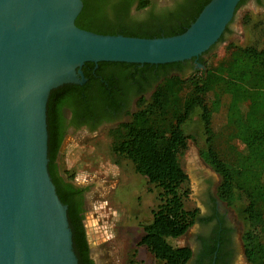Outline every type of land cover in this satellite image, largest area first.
<instances>
[{
    "label": "trees",
    "instance_id": "trees-1",
    "mask_svg": "<svg viewBox=\"0 0 264 264\" xmlns=\"http://www.w3.org/2000/svg\"><path fill=\"white\" fill-rule=\"evenodd\" d=\"M135 1L143 7L152 0H83L75 23L100 34H117L122 30L123 35L160 36L136 35L137 30L126 26L125 18ZM210 1L175 0L173 11L168 14L176 17L188 11L182 19L186 27L178 30L179 24H165V35L183 32ZM165 12L161 11L160 16ZM242 25L248 32L249 43L242 46L229 41L225 45V55L220 60L223 77L199 69L188 76L166 77L148 99L139 102L129 121L108 132L111 152L119 159L131 160L135 172L145 180L148 192H155L157 196L150 220L141 222L142 234L137 243L157 264H185L191 255L188 246L171 242L193 225L199 211L195 206L185 205L190 189L182 159L190 140L198 145L203 162L218 174L219 198L228 205L243 203L245 227L241 240L245 259L250 264H264V161L262 166L242 164L253 154L258 159L257 148L264 149V93L254 103L251 95L242 89L247 82H264V14L244 12ZM212 59L213 55L205 61L208 71L212 68ZM181 62L143 64L169 68ZM193 115H198L201 121L198 135L186 129ZM250 116L262 124L251 125ZM58 181L56 176L58 194L68 205L79 264H94L78 210L83 191L69 189L70 184L68 189L61 187ZM134 261L131 258L129 264Z\"/></svg>",
    "mask_w": 264,
    "mask_h": 264
},
{
    "label": "water",
    "instance_id": "water-1",
    "mask_svg": "<svg viewBox=\"0 0 264 264\" xmlns=\"http://www.w3.org/2000/svg\"><path fill=\"white\" fill-rule=\"evenodd\" d=\"M240 1L211 0L183 32L140 37L77 26L82 0H0V264H79L68 206L47 171L49 89L86 61L207 59ZM90 258L99 264L92 246Z\"/></svg>",
    "mask_w": 264,
    "mask_h": 264
},
{
    "label": "flooded vegetation",
    "instance_id": "flooded-vegetation-1",
    "mask_svg": "<svg viewBox=\"0 0 264 264\" xmlns=\"http://www.w3.org/2000/svg\"><path fill=\"white\" fill-rule=\"evenodd\" d=\"M245 1L247 0L241 5H244ZM253 1L263 8V11L257 14L263 15L264 0ZM174 2L158 6L152 0L140 7L139 2L135 1L130 6L124 22L130 29L137 30V33H134L136 35H165V24H179L181 27L178 30L183 29L186 25L182 24V19L188 15V11H183L176 17L168 14L173 11ZM161 11L167 12L160 16ZM231 23L218 43L227 41L229 34L233 33ZM154 28L156 30H153ZM122 32L118 31L117 34H123ZM205 61L204 54L183 60L169 68L132 62L126 64L115 61H86L71 69V79L49 89L45 105L47 171L57 193L56 176L61 187L68 189L70 184L72 188L69 189L81 188L83 191L80 193L83 200L78 210L89 244V256L92 244L91 234L85 223V187L69 179L61 168L60 159L64 145L75 135H103L129 121L139 102L148 99L166 77L188 76L197 70L198 63L205 65ZM217 184L214 186L210 180L207 187L201 191V206H195L199 210L195 222L183 234L187 237V244L184 245L191 249L190 258L185 264L246 263L241 240L242 231L233 220L229 205L219 198Z\"/></svg>",
    "mask_w": 264,
    "mask_h": 264
},
{
    "label": "rangeland",
    "instance_id": "rangeland-1",
    "mask_svg": "<svg viewBox=\"0 0 264 264\" xmlns=\"http://www.w3.org/2000/svg\"><path fill=\"white\" fill-rule=\"evenodd\" d=\"M155 4H171L174 0H153ZM257 14L263 8L253 0L245 1L236 12L235 19L231 23L234 31L229 34L228 40L218 43L210 49L208 57L213 55L212 68L204 70L207 74L223 77L220 68V60L225 55L224 47L229 41H235L245 46L248 41L247 30L242 25L244 12ZM193 71L192 73H194ZM191 73V74H192ZM243 92L251 95V100L257 103L264 93V82L255 80L242 85ZM244 95V94H243ZM251 125H261L260 120L254 117L248 119ZM201 121L198 115H193L187 124V132L193 135L200 133ZM111 138L108 133L73 136L64 145L60 165L61 168L72 177V180L84 186L86 224L91 234V244L94 247V256L99 264H129L131 258L135 259L131 264H157V260L143 247L137 245L142 234L141 222H147L151 218V211L158 202L155 192H148L145 180L138 175L131 160L117 158L110 149ZM260 156L256 159L251 155L245 162L256 166H262L264 161V149L257 148ZM182 166L188 174L189 195L185 205L201 206L200 194L210 183L215 186L219 182L218 174L203 162L199 154L198 145L190 140L188 149L182 159ZM243 203L229 205L232 218L243 231L245 222L241 208ZM175 245L187 244L185 235L171 239ZM245 264H250L247 262Z\"/></svg>",
    "mask_w": 264,
    "mask_h": 264
}]
</instances>
